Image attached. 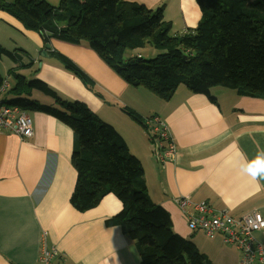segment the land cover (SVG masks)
<instances>
[{
	"label": "crops",
	"instance_id": "obj_1",
	"mask_svg": "<svg viewBox=\"0 0 264 264\" xmlns=\"http://www.w3.org/2000/svg\"><path fill=\"white\" fill-rule=\"evenodd\" d=\"M129 1L152 8L163 5L172 33L196 29L202 17L198 0ZM18 34L40 52L46 50L40 33L24 30L0 10V43L19 44ZM50 45L46 58L55 57L51 51H60L92 81L86 83L61 66L44 62L42 55L34 57L24 45L10 50L17 53L13 60L19 65L29 63L23 54L33 65L41 63L37 70L33 65L27 68L32 70L27 76L39 73L63 88L69 99L88 104L100 118L114 124L142 161L150 195L170 212L178 233L193 240L214 264H242L239 248L221 233L210 236L192 230L177 199L186 195L236 217L253 210L264 217V171L258 170L256 177L249 171L256 162L264 163V98L239 95L223 86L212 87L210 95L194 93L180 85L170 100H164L144 87L128 84L86 44L52 38ZM0 62L9 63L2 57ZM124 106L136 110L143 122L124 111ZM30 112L33 136L21 139L13 132H0V264H41L45 234L65 264H142L138 248L121 227L106 222L122 209L114 194L87 211L72 205L77 181L72 162L74 130L50 114ZM154 115L169 126L179 151L166 163L156 158L150 136L147 120ZM255 237L264 248V228Z\"/></svg>",
	"mask_w": 264,
	"mask_h": 264
},
{
	"label": "trees",
	"instance_id": "obj_2",
	"mask_svg": "<svg viewBox=\"0 0 264 264\" xmlns=\"http://www.w3.org/2000/svg\"><path fill=\"white\" fill-rule=\"evenodd\" d=\"M198 4L202 17L197 28L178 33H172L164 6L153 9L129 0H61L57 6L47 0H0V10L24 30L40 33L45 44L58 38L88 45L128 84L164 100H170L180 85L194 93L210 95L212 87L223 86L239 95L264 98V0H198ZM146 45L161 53L153 58L127 53ZM51 55L84 82L92 81L67 55L57 50ZM2 56L17 60V53L0 45ZM31 65L10 70L16 80L11 88L14 97L4 99L6 89L0 99L50 114L74 130L77 181L72 205L87 211L114 194L122 209L106 222L121 227L133 241L142 264H214L193 240L174 229L170 212L153 200L144 165L118 129L101 120L88 104L61 97L44 79L19 73ZM4 81L0 75V87ZM36 91L54 101L42 103ZM123 110L143 122L136 110L126 106Z\"/></svg>",
	"mask_w": 264,
	"mask_h": 264
},
{
	"label": "built area",
	"instance_id": "obj_3",
	"mask_svg": "<svg viewBox=\"0 0 264 264\" xmlns=\"http://www.w3.org/2000/svg\"><path fill=\"white\" fill-rule=\"evenodd\" d=\"M8 86L9 82L5 80L0 92H4ZM147 124L156 147V158L161 163L173 160L179 151L169 126L159 115L151 117ZM5 131L19 134L24 138L31 137L34 134V123L28 110L0 99V132ZM177 201L188 216V224L192 230L203 231L210 236L221 233L226 242L239 248L242 253V264L264 262V248L255 237V232L264 228V217L261 212L253 210L236 217L227 209H216L205 200L194 201L184 195ZM39 260L41 264H65L60 250L56 246H49L45 238L42 239Z\"/></svg>",
	"mask_w": 264,
	"mask_h": 264
},
{
	"label": "rangeland",
	"instance_id": "obj_4",
	"mask_svg": "<svg viewBox=\"0 0 264 264\" xmlns=\"http://www.w3.org/2000/svg\"><path fill=\"white\" fill-rule=\"evenodd\" d=\"M48 1V0H47ZM50 1V0H49ZM48 1V2H49ZM53 1V2H51ZM50 2L54 5H58L60 0H51ZM146 5V4H145ZM147 6V5H146ZM163 6V5H162ZM152 8V7H150ZM158 8V7H157ZM153 9H156V8H153ZM19 44H11L10 42H4V43H0V45L6 47L7 49H15L17 48V45H24V47H26L29 51H31V53L34 55V57H40V55H42L40 58L44 60V62L52 65V66H61L62 69H64L65 71L71 73V74H74L72 71H70L69 69H66L63 65V63L61 62V60L57 57H53V58H46V55L44 54L45 52L42 51L40 52V50L36 49L34 45H32L31 43H29V41H25L24 42V39L22 37V35L18 34L17 35V38L15 39ZM6 41V40H5ZM21 43V44H20ZM14 51V50H13ZM141 53V55L145 58H153V57H156L159 53H161L157 48H154L152 46H149V45H146L145 47L143 48H138V49H129L128 50V54H131V53ZM24 56V60L25 62H30L31 61V58L29 56H27L26 54H23ZM2 58L4 60H6L7 62L9 63H1L0 62V72L2 73V76L5 78V80H7L9 82V86L7 88V92H5L4 94H2L1 96L4 98V99H7V100H10L11 98H13V94L11 93V88L14 87L15 83H16V80H15V77L13 74H9L10 70L12 68H17L18 66H20L19 64L16 63V61H14L12 58L10 57H7V56H2ZM40 65L41 63H36L33 65L34 69L33 70H37L38 68H40ZM32 70H27V69H20L19 70V73H23L24 75L27 76V74L29 72H31ZM75 75V74H74ZM28 79H35V78H41L40 74L39 73H36L35 75H28L27 76ZM44 79V78H43ZM47 81V80H46ZM49 83V85L55 89L59 95L63 98H67L69 99V96L68 94H66L65 90L59 86H54L51 82L47 81ZM89 85V84H88ZM90 86V85H89ZM92 89H96L95 86L92 87L90 86ZM35 96L37 99H39L42 103H52L54 101V99L51 97V96H48L42 92H39V91H36L35 93ZM5 102V101H4ZM110 103V101H108ZM7 103V102H6ZM9 104V103H8ZM111 104L115 105L114 102H112ZM10 105H13V104H10ZM15 106H18V105H15ZM20 107V106H19ZM24 109V108H23ZM29 111V110H28ZM29 113H31L29 111ZM98 115V114H97ZM31 116V114H30ZM99 116V115H98ZM32 117V116H31ZM100 117V116H99ZM33 119V118H32ZM101 120L107 122V123H110L112 124V122H110L109 120H106L105 118L102 119L100 118ZM34 123V122H33ZM114 125V124H112ZM170 129V128H169ZM171 131V130H170ZM16 134V133H15ZM21 139H24V137L20 136L19 134H17ZM204 201V200H203ZM206 201V200H205ZM208 202V201H207ZM215 208V207H214ZM217 209V208H216ZM180 234V233H179ZM183 236V235H182ZM186 237V236H184ZM44 238L47 240V237H46V234L44 236ZM41 254V252H40Z\"/></svg>",
	"mask_w": 264,
	"mask_h": 264
},
{
	"label": "clouds",
	"instance_id": "obj_5",
	"mask_svg": "<svg viewBox=\"0 0 264 264\" xmlns=\"http://www.w3.org/2000/svg\"><path fill=\"white\" fill-rule=\"evenodd\" d=\"M259 169H264V163H256V167H255V169H253V168H250L249 167V171L251 172V174L254 176V177H256L257 175H258V170Z\"/></svg>",
	"mask_w": 264,
	"mask_h": 264
},
{
	"label": "water",
	"instance_id": "obj_6",
	"mask_svg": "<svg viewBox=\"0 0 264 264\" xmlns=\"http://www.w3.org/2000/svg\"><path fill=\"white\" fill-rule=\"evenodd\" d=\"M45 47H46V50L44 51V52H45L44 54H45V55H48L47 50L51 48L50 43H47Z\"/></svg>",
	"mask_w": 264,
	"mask_h": 264
},
{
	"label": "snow or ice",
	"instance_id": "obj_7",
	"mask_svg": "<svg viewBox=\"0 0 264 264\" xmlns=\"http://www.w3.org/2000/svg\"><path fill=\"white\" fill-rule=\"evenodd\" d=\"M256 163H258V162H256ZM255 167H256V164L255 165H253V166H250V168H253V169H255ZM260 171H264V169H259Z\"/></svg>",
	"mask_w": 264,
	"mask_h": 264
}]
</instances>
